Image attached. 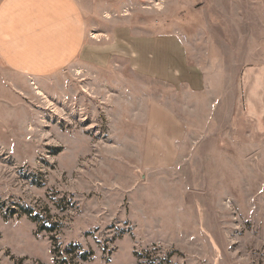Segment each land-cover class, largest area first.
I'll list each match as a JSON object with an SVG mask.
<instances>
[{
	"label": "rangeland",
	"instance_id": "rangeland-1",
	"mask_svg": "<svg viewBox=\"0 0 264 264\" xmlns=\"http://www.w3.org/2000/svg\"><path fill=\"white\" fill-rule=\"evenodd\" d=\"M134 1L116 19L180 42L178 75L0 64V264H264V0ZM152 100L186 131L168 171L139 169Z\"/></svg>",
	"mask_w": 264,
	"mask_h": 264
},
{
	"label": "crops",
	"instance_id": "crops-1",
	"mask_svg": "<svg viewBox=\"0 0 264 264\" xmlns=\"http://www.w3.org/2000/svg\"><path fill=\"white\" fill-rule=\"evenodd\" d=\"M134 5V0H0V64L8 73L44 79L74 64L104 69L123 57L131 71L158 81L178 75L187 67L179 56L185 52L180 42L174 47L172 35L162 33L139 43L128 15L116 19ZM107 16L114 20L111 27L90 34L89 28L104 24ZM141 129L139 169H172L186 136L183 122L163 102L152 100L145 105Z\"/></svg>",
	"mask_w": 264,
	"mask_h": 264
},
{
	"label": "trees",
	"instance_id": "trees-1",
	"mask_svg": "<svg viewBox=\"0 0 264 264\" xmlns=\"http://www.w3.org/2000/svg\"><path fill=\"white\" fill-rule=\"evenodd\" d=\"M12 213L15 214L13 211H12ZM19 214H21V215L23 214V215L27 216L29 218V220H31L32 222H34L36 224H39V217H38L37 213H35L31 209L21 207ZM39 230H43V231L45 230V231H49L50 232L51 228L44 227L43 225H41V226H39ZM70 248L71 249L66 251L67 252L66 254H73L75 252L77 257H78V259L80 261H83V262L87 261V259L90 256L89 253H80V252H78V250H80L79 246H71ZM63 263H65L64 260L59 262V264H63Z\"/></svg>",
	"mask_w": 264,
	"mask_h": 264
}]
</instances>
